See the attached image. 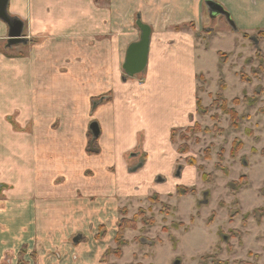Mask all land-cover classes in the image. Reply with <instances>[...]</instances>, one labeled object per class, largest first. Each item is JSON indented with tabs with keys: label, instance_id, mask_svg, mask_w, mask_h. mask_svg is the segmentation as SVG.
I'll use <instances>...</instances> for the list:
<instances>
[{
	"label": "crops",
	"instance_id": "crops-1",
	"mask_svg": "<svg viewBox=\"0 0 264 264\" xmlns=\"http://www.w3.org/2000/svg\"><path fill=\"white\" fill-rule=\"evenodd\" d=\"M136 1L8 0V13L20 18L27 36L40 42L17 58L22 72L29 65L38 72L33 85L32 80L24 82L21 91L9 89V94L3 74L7 78L15 66L0 52V191L5 188L0 192V264L39 232L41 182L55 189L54 180L60 177L59 191L66 187L62 195L76 200L73 206L66 203L71 211L65 214L87 219L97 209L102 215L116 213L120 195H164L194 181L190 166L180 177L173 176L177 156L170 132L197 118L196 75L204 72L202 56L208 48L195 41L202 0ZM249 2H237V9L253 17L260 11L262 18L264 5ZM137 15L151 29L147 63L140 72L146 74L123 80L126 49L139 39L133 22ZM255 28L261 25L250 30ZM7 34L8 26L0 20V42ZM8 95L28 110L33 123L29 132L14 133L3 121L2 113L11 109ZM92 122L99 129V151L88 154ZM138 165L137 171L130 170ZM162 176L165 188L155 182ZM78 191L100 196L80 201Z\"/></svg>",
	"mask_w": 264,
	"mask_h": 264
},
{
	"label": "rangeland",
	"instance_id": "rangeland-1",
	"mask_svg": "<svg viewBox=\"0 0 264 264\" xmlns=\"http://www.w3.org/2000/svg\"><path fill=\"white\" fill-rule=\"evenodd\" d=\"M249 1L222 4L235 28L223 17L212 24L211 32L201 1L202 23L195 41L208 48L202 56L204 72L196 75L200 111L190 126L174 128L173 139L170 132L177 156L173 176L180 177L185 166H190L195 169L194 181L177 185L164 195L157 191L120 195L116 213L102 215L97 209L91 212L98 215L90 213L87 219H81L79 213L65 214L71 211L67 204L73 206L76 200L62 195L66 187L59 191L60 177L54 180L57 191L41 182L39 232L3 264H264V16L260 18V11L253 17L237 9V2L251 5ZM253 3L263 7L264 0ZM256 24L261 28L250 30ZM22 32L23 42L11 46H7V38L0 42V52L15 66L14 70L10 66L7 78L3 74L8 94L17 88L21 91L24 82L32 80L33 85L38 75L31 65L23 72L18 69V56L40 42L28 37L25 28ZM145 74L146 70L138 76ZM219 91L222 96L216 98ZM8 97L11 109L2 113L3 121L14 133L29 132L33 123L27 119L28 110L19 108L15 95ZM87 136L86 147H91L90 129ZM139 160L142 164L143 157ZM139 167L142 165L130 170ZM163 181L162 176L155 182L162 185ZM178 186L183 188L181 195ZM78 192L80 201H95L100 196ZM56 193L60 195L51 197ZM164 204L170 206L168 213ZM123 216L134 220L135 226L119 235L118 221Z\"/></svg>",
	"mask_w": 264,
	"mask_h": 264
},
{
	"label": "water",
	"instance_id": "water-1",
	"mask_svg": "<svg viewBox=\"0 0 264 264\" xmlns=\"http://www.w3.org/2000/svg\"><path fill=\"white\" fill-rule=\"evenodd\" d=\"M205 3L217 8L219 13L225 16L230 26L235 28V24L230 17V13L224 9L220 3L214 0H206ZM7 7L8 0H0V20L8 26L7 46H11L12 44L23 42V22L20 18L10 15ZM135 24L140 32L139 39L130 43L126 49L125 59L122 64L124 72L123 80L132 78L136 74L140 73L145 68L147 63L151 29L147 24L141 21L139 15L136 16ZM89 129L91 130L93 137H97L99 135V129L96 122L90 123ZM74 241H78L77 238H75Z\"/></svg>",
	"mask_w": 264,
	"mask_h": 264
},
{
	"label": "trees",
	"instance_id": "trees-1",
	"mask_svg": "<svg viewBox=\"0 0 264 264\" xmlns=\"http://www.w3.org/2000/svg\"><path fill=\"white\" fill-rule=\"evenodd\" d=\"M256 51H259V50H256ZM217 53H222L221 51H218ZM258 54H260V52H258ZM261 58V57H260ZM241 78H242V75H241ZM222 96L221 94V91H219L217 94H216V98ZM196 111L199 112L200 111V106H199V102H198V98H197V101H196ZM194 129V127L192 128H188L186 131H192ZM175 134H176V131L174 129L171 130V137L172 139L175 137ZM88 136L90 137V133L88 134ZM240 142L237 143V145L239 144ZM99 149H98V146H97V142H96V137H93V140H92V146L91 147H86V152L88 154H95V153H98ZM183 190V188H181L180 186H178L177 188V193L178 195H181L183 194L182 192H180L179 190ZM163 207L165 208V213H168L169 211V208L170 206L168 205H163ZM125 210H122L121 213L123 214ZM181 224V223H180ZM135 226V221L134 220H128L125 218V216H123L121 219H119L118 221V229H119V232L118 234L119 235H122L124 230L126 229H133ZM125 243H121L120 245H124ZM20 264H22V262H20Z\"/></svg>",
	"mask_w": 264,
	"mask_h": 264
},
{
	"label": "flooded vegetation",
	"instance_id": "flooded-vegetation-1",
	"mask_svg": "<svg viewBox=\"0 0 264 264\" xmlns=\"http://www.w3.org/2000/svg\"><path fill=\"white\" fill-rule=\"evenodd\" d=\"M205 1L206 0H204V3H205ZM214 1H216V0H214ZM216 2H218V1H216ZM219 3V2H218ZM221 4V3H220ZM222 5V4H221ZM223 6V5H222ZM224 7V6H223ZM224 9H226V7H224ZM205 10H206V16H207V18H208V20H209V24H210V26L208 25V27L207 28H210V29H213L214 28V26L212 25V24H217L216 23V21L218 20V18H223L227 23H228V21L226 20V18H225V16L223 15V14H221V13H219V10L217 9V8H215L214 6H211V5H207L206 3H205ZM227 10V9H226ZM228 11V10H227ZM230 25V24H229ZM251 39H255V37H251ZM256 40V39H255ZM6 44H7V41H6Z\"/></svg>",
	"mask_w": 264,
	"mask_h": 264
}]
</instances>
